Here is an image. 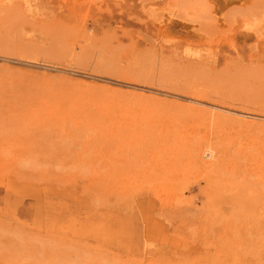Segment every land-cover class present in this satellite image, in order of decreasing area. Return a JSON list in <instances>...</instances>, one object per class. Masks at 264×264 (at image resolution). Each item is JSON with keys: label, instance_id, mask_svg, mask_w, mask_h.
Listing matches in <instances>:
<instances>
[{"label": "rangeland", "instance_id": "1", "mask_svg": "<svg viewBox=\"0 0 264 264\" xmlns=\"http://www.w3.org/2000/svg\"><path fill=\"white\" fill-rule=\"evenodd\" d=\"M26 1L0 0V264H264V0Z\"/></svg>", "mask_w": 264, "mask_h": 264}, {"label": "bare ground", "instance_id": "2", "mask_svg": "<svg viewBox=\"0 0 264 264\" xmlns=\"http://www.w3.org/2000/svg\"><path fill=\"white\" fill-rule=\"evenodd\" d=\"M6 1H12V0H6ZM17 1H22L21 3H27L26 0H17ZM24 1V2H23ZM190 57L193 58V60L195 61H200L201 60V55L199 54H191ZM191 103L196 105V106H203L206 107L208 110H206V112L213 117L216 118H224V119H233V120H238L241 123H250L248 121H246V119L250 116L249 113H245V112H241V113H237V111L233 110L232 108H228V107H224V106H220L217 104H208V105H203L199 100L196 99H191ZM195 107L190 106V108L193 109H198ZM253 117L252 119H257L261 118V120L264 121V116H259V117H255V116H250ZM202 158L208 157V159H210L213 156V151L212 150H205L201 153Z\"/></svg>", "mask_w": 264, "mask_h": 264}]
</instances>
